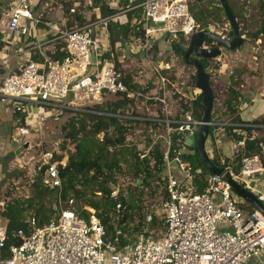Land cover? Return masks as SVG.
Segmentation results:
<instances>
[{
	"label": "built area",
	"instance_id": "obj_1",
	"mask_svg": "<svg viewBox=\"0 0 264 264\" xmlns=\"http://www.w3.org/2000/svg\"><path fill=\"white\" fill-rule=\"evenodd\" d=\"M92 4V0H86L85 6ZM139 7L141 18L137 23L144 38L138 39V44H132L130 49L144 53L164 86L162 91L158 95H147L130 90L123 72L104 57L105 52L93 35L94 23L76 25L59 33L64 43L62 58L43 55L38 61L28 57L19 71L10 74L0 85L2 100H11L16 112L27 109L34 119L29 125L19 126L13 140L17 145L28 143L26 137L40 129L49 115H58L63 110L88 111L92 105L102 102L106 94L127 93L130 98L156 100L166 107L165 88H170L169 84L175 88L176 83L170 79L174 76V64L170 61L172 56L153 61L154 46L166 36L169 37L166 41L171 44L179 32H183L189 43L190 36L201 29L190 13L188 0H142ZM75 10V7L71 8L70 12ZM39 22L31 0H13L0 23L3 40L7 44L16 34L26 36L30 33V24L37 27ZM186 84L180 82V86ZM187 90L192 98L198 89L195 85H187ZM241 105L244 109L246 102ZM148 119L166 124L163 137L168 146L171 132L184 133L187 138L196 135L203 123L189 111L176 119L167 116ZM213 125L218 124L213 122ZM97 136L102 141L106 131ZM151 137L155 141L162 135L154 131ZM238 145L243 146L244 141H239ZM184 150L185 147L180 146L173 158L169 147L164 152L167 197L161 210L166 227L160 236L141 234L136 240L125 241L124 232L118 225L110 233L98 216L81 217L70 199L59 215L43 225L31 217L30 232L18 230L22 242L12 245L10 257H0V264H264V214L256 207L245 208L246 201L218 175L209 174L205 190L197 192L195 177L200 170H195L182 158ZM262 150L264 153V144ZM109 151H113L112 146ZM43 158L47 166L44 184L60 186L59 169L56 162H52L53 153L47 152ZM226 168L235 181L256 194L264 205V161L261 156L243 157L238 173ZM118 193L119 188L111 195L117 198ZM120 209L121 204L117 203V214ZM151 220L148 216L147 221ZM6 242L7 229L0 214V249Z\"/></svg>",
	"mask_w": 264,
	"mask_h": 264
},
{
	"label": "trees",
	"instance_id": "obj_2",
	"mask_svg": "<svg viewBox=\"0 0 264 264\" xmlns=\"http://www.w3.org/2000/svg\"><path fill=\"white\" fill-rule=\"evenodd\" d=\"M226 1L239 24L238 13L240 11L237 12L234 5L229 0ZM66 2L68 4L63 5L64 11L69 10V2L82 4L81 0ZM138 2L141 3V0ZM92 3V8H98L103 17L115 13L114 10L109 9L104 0H92ZM203 3L204 0H188L190 13L201 30L211 29V23L222 22L221 16L226 17V15L220 5L209 2V6H204ZM262 5L264 8V2ZM80 7L81 11L74 14L77 26H82L88 21L85 12L89 9L83 5ZM2 19L3 16L0 14V23ZM113 25L107 26L111 48L104 54V57L113 61L115 67L119 69L115 57V44L118 41H124L129 35V40L143 39L144 32L139 24L120 28L118 31ZM185 42L183 32H179L178 38L170 44L172 51L183 57ZM206 45L214 46L209 39L206 40ZM62 47L63 43L58 46L59 55L50 57L62 58L64 54L61 51ZM154 49L153 54L156 55L158 45L154 46ZM41 60L39 58L38 61ZM199 60L210 76V84L214 91L212 122L228 123L223 124L222 128L238 147V142L244 141V145L239 147L233 158H226L222 161L217 155L214 135L219 124L211 126L214 154L212 161L218 166L230 167L236 173L240 171L241 161L245 156L259 155L264 161L262 150L264 136L257 135L260 130L264 131V117L253 121L242 120L239 116L241 83L235 80L234 76H230L229 85L226 86L225 96L222 98L216 88L217 78L213 75L220 65L217 63L211 68L215 59ZM196 78L197 75L194 72L189 83L184 86V92H188L187 85H195ZM170 79L175 81V76H171ZM124 81L128 88L132 89L126 78ZM168 86L171 87L170 84ZM172 90L174 97L179 98V92L175 88ZM110 95L114 98L104 104L103 101L96 103L88 108V111L63 110L62 113L55 115H70L64 126V141L60 145V151L54 152L52 158V162H56L58 166L61 185L50 187L44 184L43 177L47 166L43 163L36 169L31 196L13 197L2 201L0 214L7 229L6 246L0 249L2 259L10 257L9 249L12 245L22 242L17 235L18 230L23 229L26 233L30 232L31 217H35L38 224L43 225L59 215L70 199L74 201L80 216L84 218H89L90 214L98 216L110 233L114 231V226L118 225L124 232L125 241L141 234H148L147 231L152 232L150 234L152 237L160 236L166 224L165 219L159 218L156 211L167 197L164 152L168 147L171 158L176 155L180 146L185 147L182 158L189 161L195 170H200L195 177L196 191L205 190L207 177L211 173L200 158L198 150L186 145L185 134L178 131L171 132L168 146L163 137L166 130L165 123L148 118L137 119L143 116L135 109L138 100H143L142 98H130L127 93L106 94L105 98ZM185 99L181 97L179 101L181 112L189 111L194 118L202 120L204 111L202 94L193 96L188 99L189 101ZM156 102V100L148 101L151 104ZM121 115L130 117L122 119ZM157 118H164V115L160 114ZM139 126H143L145 134L142 138V148H138L137 143L129 140L130 129ZM102 131H106V136L101 141L97 135ZM154 131L162 135L155 141L151 137V132ZM111 146L113 147L112 152L109 151ZM142 154L144 157H141ZM126 176L129 177L130 184L124 193V187L120 189L118 183ZM117 188H119L118 196L113 198L111 194ZM117 203L121 204L119 214L116 212ZM148 216L152 217L151 222L147 221Z\"/></svg>",
	"mask_w": 264,
	"mask_h": 264
},
{
	"label": "crops",
	"instance_id": "obj_3",
	"mask_svg": "<svg viewBox=\"0 0 264 264\" xmlns=\"http://www.w3.org/2000/svg\"><path fill=\"white\" fill-rule=\"evenodd\" d=\"M104 1L108 5L109 9L115 11L114 14L103 17L98 8H92V10H86L85 16L89 20L93 15L96 18V21L93 22V35L98 39V44L102 46L103 51L106 53L111 48L107 26L109 24H114L115 26H113L115 30L118 31L120 28L132 27L138 24L137 21L141 18V8L139 7L140 2H138V0ZM55 3L57 5L53 6L44 2L40 9H33V12L40 20L37 27H33L30 24V33L28 35L21 36L16 34L14 35L13 40H11L12 42L7 43L8 45L3 40V35L1 34L3 29L0 27V85L10 74L19 71L26 58L32 57L35 60H39V58L43 55H47L49 57L59 55L60 50L58 51V46L63 43V40L59 38V33L75 27L77 23L72 24L71 19L68 17L66 11H64L62 5L57 3V1ZM76 4L77 3H74V5ZM71 17L72 21L76 22L74 15ZM129 37L124 41H118L115 44V57L118 64L117 67H119L121 72H123L125 78L129 81V85L132 86V89L130 90L147 95H158L164 86L162 87L158 74L155 70L146 72V68L152 69V67L142 51H133L130 49L132 44H138L139 41L138 39L129 40ZM167 38L168 36L158 43L157 54L153 55L156 57V60H166L170 56V54L167 53L170 51L169 49H172V46L166 41ZM171 62L174 64L173 61ZM135 66H138V68L140 67L141 71L128 72L129 69H134ZM173 74L176 81L174 87L179 92V98L174 97L171 87L165 88L167 104L166 107L163 106L165 107L164 109H166L164 116H167L169 119H176L178 116L180 117L183 114L179 105L181 97H185L186 101L191 99V93L184 92V87L180 86V82H185V84L189 83V79L191 78V74H193V72H184V70L178 71L174 64ZM136 76L144 77V79L141 82H138ZM240 91L242 96L239 104V116L241 119L244 121H253L263 118L264 85L259 88L254 87ZM199 93L200 91L196 90L194 95ZM242 102H246L244 109H241ZM154 104L150 103L149 105L155 106ZM149 105L146 107L148 113H150L151 109H155V107ZM151 113L152 115L150 116L147 115V117L141 116L138 118L145 119L158 117L155 113ZM33 121L34 119H32L31 114H29L27 109H24L23 112H16L11 100H2V97H0V186L2 185V181L4 179V159L8 157L10 153H15V151L18 150V147H20V145H17V147L13 145L15 143L13 140L18 134L17 130L19 126L29 125V123H32ZM217 124H219V127L214 132L217 155L222 161L226 158L231 159L237 152L238 146L230 139L225 130H223V123L218 122ZM28 138L29 136H27V139ZM207 145L212 147V137L208 139ZM209 154L212 158L214 155L213 148H211V152L209 151ZM252 206L253 205L249 202L244 203V207L247 209H251Z\"/></svg>",
	"mask_w": 264,
	"mask_h": 264
},
{
	"label": "rangeland",
	"instance_id": "obj_4",
	"mask_svg": "<svg viewBox=\"0 0 264 264\" xmlns=\"http://www.w3.org/2000/svg\"><path fill=\"white\" fill-rule=\"evenodd\" d=\"M13 0H0V14L4 16L6 10L10 9L11 2ZM63 5L68 4V0H31L33 9H40L44 2H47L53 6L57 5L55 2ZM235 7V10L238 13V21L239 27L242 37L244 38L243 45L235 51H230L224 47H221L222 53L221 55L215 59L212 63L213 68L217 63L220 65L217 71H214V77L217 78L216 88L218 94L225 96V88L229 85L230 76H234L235 80L240 82V90H246L248 88H259L264 85V8L262 3L264 0H229ZM86 0H81V3H77L74 5L72 2H69V10L66 11L68 17L71 19V23H77L72 21V17L74 14H77L81 11V5L87 7V9L92 10V6H85ZM209 2L220 5L219 0H204V6H209ZM76 9L74 13L70 12L71 8ZM222 22L219 23H211V30L219 34L223 37H231V28L227 17L221 16ZM96 21V18L91 16L90 20L88 19V23H93ZM187 44V45H186ZM188 43L185 42L184 48L186 49ZM216 46V45H215ZM166 48V47H165ZM173 50V48H172ZM171 50V51H172ZM167 54H170L172 58L170 61H173L175 64V68L178 71L184 70V72L196 73V70L193 66L188 65L184 61V56H180L176 52L168 51ZM153 61L156 62V57L153 56ZM140 66V65H139ZM151 67L153 65H150ZM210 68V69H211ZM141 68L135 66L134 69H129L128 72H140ZM146 72L154 71L153 67L146 68ZM217 72V73H216ZM192 75V74H191ZM138 82H141L144 77L136 76ZM190 80V79H189ZM241 92V91H240ZM114 96H107L103 100V104L113 99ZM137 101V100H136ZM149 100H138L135 109L139 111V113L143 116L152 115L151 112L155 113L156 116L165 115V107L159 102H156L153 105H149ZM153 101V100H150ZM147 105L155 107V109H151L150 113L146 110ZM148 106V107H149ZM141 110V111H140ZM146 114V115H145ZM56 114L49 115L47 120L41 125V128L30 133L28 138L29 147L28 149L20 152L18 155L15 153H10L8 157L4 159V179L2 181V185L0 186V200L6 201L9 198L13 197H29L32 193V182L34 180V176L36 173V169L39 166L43 165L44 162V154L47 152H59L60 145L64 141V126L70 115H59ZM143 127V126H142ZM131 128L129 140L137 143L138 148H142V138L145 136L143 133V128ZM258 136H264V131L260 130L257 132ZM27 138V137H26ZM24 138V139H26ZM25 144V143H24ZM23 146V144H20ZM209 146V145H208ZM240 147V146H239ZM238 147V149H239ZM209 151L211 149L208 147ZM130 184L129 177H124L120 179L118 186L119 188H123V192L127 190V186ZM157 200H159L157 198ZM157 216L159 218H164L161 207L156 211ZM82 217V216H81ZM118 217V216H117ZM84 218V217H83ZM88 219V218H87ZM226 230H231L229 227H226ZM148 234H144V236L150 235L152 232L147 231ZM134 238H129L128 241L136 240Z\"/></svg>",
	"mask_w": 264,
	"mask_h": 264
},
{
	"label": "water",
	"instance_id": "obj_5",
	"mask_svg": "<svg viewBox=\"0 0 264 264\" xmlns=\"http://www.w3.org/2000/svg\"><path fill=\"white\" fill-rule=\"evenodd\" d=\"M220 6L223 8L225 15L229 21L231 28V37H223L212 31L211 29H202L194 32L190 36L187 48L185 49L184 61L186 64L191 65L196 70L195 88L202 94L203 100V117L202 124L199 126L196 135H190L185 139L186 145L193 149H197L200 158L205 162L208 171L213 175L222 177L228 182L235 190L237 195L258 208L264 214V205L258 199L256 194L243 187L240 183L235 181L225 166H218L213 161L207 149V141L211 138L212 113L214 109L215 96L213 88L210 84V76L204 70L199 59H216L221 53V47L230 51L238 50L244 43V38L241 35L239 24L234 17L226 0H219ZM163 25V23H159ZM209 39L213 42L214 46H207L206 40ZM216 45V46H215ZM190 90V87L188 88ZM17 147V144H13ZM29 144L25 143L23 146L18 147L15 153L18 155L20 152L28 149Z\"/></svg>",
	"mask_w": 264,
	"mask_h": 264
}]
</instances>
